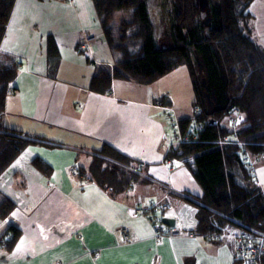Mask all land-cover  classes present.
Segmentation results:
<instances>
[{
	"label": "crops",
	"instance_id": "0c3cea01",
	"mask_svg": "<svg viewBox=\"0 0 264 264\" xmlns=\"http://www.w3.org/2000/svg\"><path fill=\"white\" fill-rule=\"evenodd\" d=\"M248 12L250 37L264 48V0H254ZM85 32L97 37L92 59L78 49ZM0 50L17 62L3 127L44 140L0 178V191L16 203L8 219L21 234L11 250L0 247V264L233 263V241L208 242L195 232L201 188L184 164L166 158L172 130L156 100L166 97L178 113L176 92L156 96L155 82L114 79L109 95L89 90L96 70L114 64L106 65L112 53L91 0H15ZM104 144L134 160L129 171L138 181L123 192L102 189L88 172ZM33 157L51 167L48 178L31 167ZM251 161L264 195V155ZM165 198L182 238H155L144 215L128 213ZM7 228L0 224L1 232ZM120 228L138 242L123 244Z\"/></svg>",
	"mask_w": 264,
	"mask_h": 264
},
{
	"label": "trees",
	"instance_id": "16d2710c",
	"mask_svg": "<svg viewBox=\"0 0 264 264\" xmlns=\"http://www.w3.org/2000/svg\"><path fill=\"white\" fill-rule=\"evenodd\" d=\"M91 1L103 39L118 59L110 70H96L89 90L109 95L113 79L145 86L186 67L195 100L192 116L180 118L179 125L183 134L194 125L202 129L190 133L194 140L172 147L166 158L184 164L201 188L202 194L194 202L195 232L204 236L215 231V225L229 223L264 233V195L241 159L242 151L256 157L264 154V48L248 31V9L254 0H207L204 11H200L197 0H166L167 10L163 9L170 21L167 46L163 47L153 35L147 0ZM14 3L15 0H0V46ZM118 12L127 17L114 28ZM206 18L207 26L203 24ZM48 44L51 51L53 38H48ZM16 76L17 62L0 50V178L30 146L44 141L3 127L6 99ZM166 100L161 97L156 102L166 107ZM234 110L240 115L235 138L231 125L225 124ZM225 139L232 142L222 143ZM94 154L88 172L102 189L120 193L138 181L129 171L134 160L112 146L104 144ZM30 165L45 178L52 172L38 157H33ZM15 208L16 203L0 191V221ZM20 235L19 229L9 225L0 247L11 250Z\"/></svg>",
	"mask_w": 264,
	"mask_h": 264
},
{
	"label": "built area",
	"instance_id": "2783aa9c",
	"mask_svg": "<svg viewBox=\"0 0 264 264\" xmlns=\"http://www.w3.org/2000/svg\"><path fill=\"white\" fill-rule=\"evenodd\" d=\"M96 42L97 37L95 35L85 32L78 44V49L80 50V52L88 56L89 59H92L93 45ZM161 109L163 115L168 118L171 126L173 147L184 144L189 140H194L195 136L190 137V133H193L194 131H200L202 129L201 125H194L190 127L188 131H186V134H183L179 125V117L177 116L174 109L169 106L162 107ZM231 116V128L233 131V138H235L238 124L240 122V115L238 111L234 110L232 111ZM221 142L229 143L232 141H230V139H225ZM238 144L240 145V143ZM241 159L246 168L252 173L251 155L247 151H242ZM128 213L130 216H135L137 213H141L142 215H144L150 225L152 234L155 238L167 237L169 239H175L185 236L182 225L179 222V217L175 213L171 203L167 200V198L163 199L160 202L150 204L143 210L133 209L129 210ZM163 218L173 220L174 225H164L162 222ZM0 224L9 226L11 225V222L8 218H5L0 222ZM215 227V231L206 234L203 237L208 242L214 243L233 241L235 244V249L232 264H264V233L257 232L255 230L239 228L238 226L229 223L222 226L215 225ZM3 233L4 232H1L0 230V240ZM118 234L120 237V241L123 244H134L138 242V239L126 228H120L118 230Z\"/></svg>",
	"mask_w": 264,
	"mask_h": 264
},
{
	"label": "rangeland",
	"instance_id": "374dc122",
	"mask_svg": "<svg viewBox=\"0 0 264 264\" xmlns=\"http://www.w3.org/2000/svg\"><path fill=\"white\" fill-rule=\"evenodd\" d=\"M165 1L166 0H147V11L149 14L150 22L153 26V35L156 40H159L161 42L160 45L162 47L167 46L166 34L170 21V16H168V13L166 14L163 9V7H165ZM126 17L127 15L125 13L118 12L113 19L114 28H116L118 23ZM111 53L112 57L109 56L107 60V62H109L110 64H106L107 66L115 63V61L118 59V55L116 53ZM169 74V76L167 74V77L165 76L162 79H159L151 86L154 89V93H156L155 95H167L166 92H169L170 90H172V92H176L177 101L180 104V107L183 108L182 111L180 110V112H176L177 116H192V104L195 100V94L188 69L186 67H179ZM5 226L9 227L8 225Z\"/></svg>",
	"mask_w": 264,
	"mask_h": 264
},
{
	"label": "water",
	"instance_id": "95a60500",
	"mask_svg": "<svg viewBox=\"0 0 264 264\" xmlns=\"http://www.w3.org/2000/svg\"><path fill=\"white\" fill-rule=\"evenodd\" d=\"M198 2V6H199V9L200 11H204L205 9H207L208 7V1L207 0H197ZM208 22H209V19L206 18L204 21H203V24L205 26L208 25ZM200 67H199V72H200ZM201 84H202V87H205V82H204V79H201ZM162 222L164 225L166 226H173L174 225V221L171 220V219H166V218H163L162 219Z\"/></svg>",
	"mask_w": 264,
	"mask_h": 264
},
{
	"label": "bare ground",
	"instance_id": "6f19581e",
	"mask_svg": "<svg viewBox=\"0 0 264 264\" xmlns=\"http://www.w3.org/2000/svg\"><path fill=\"white\" fill-rule=\"evenodd\" d=\"M31 141V140H30Z\"/></svg>",
	"mask_w": 264,
	"mask_h": 264
}]
</instances>
